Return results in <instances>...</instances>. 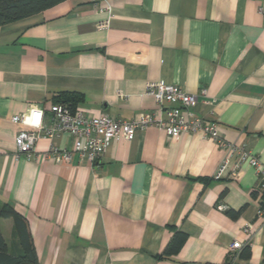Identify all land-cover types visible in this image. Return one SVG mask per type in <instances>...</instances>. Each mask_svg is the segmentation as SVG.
Segmentation results:
<instances>
[{
	"label": "crops",
	"instance_id": "1",
	"mask_svg": "<svg viewBox=\"0 0 264 264\" xmlns=\"http://www.w3.org/2000/svg\"><path fill=\"white\" fill-rule=\"evenodd\" d=\"M262 8L264 0H64L0 25V206L26 221L35 264H264L258 175L245 162L236 177L213 178L223 156L216 141L147 127L114 139L95 164L78 153L45 158L52 144L71 147L62 134L39 138L28 160L14 142L25 127L12 121L29 104L47 118L61 93L79 95L75 108L90 116L158 114L144 89L162 80L197 94L190 109L264 164ZM173 228L186 239L164 255ZM0 231L16 252L14 219L0 218ZM232 241L249 257L230 261Z\"/></svg>",
	"mask_w": 264,
	"mask_h": 264
},
{
	"label": "built area",
	"instance_id": "2",
	"mask_svg": "<svg viewBox=\"0 0 264 264\" xmlns=\"http://www.w3.org/2000/svg\"><path fill=\"white\" fill-rule=\"evenodd\" d=\"M262 12L264 13V8ZM106 26L107 22L97 23L98 28ZM205 93L204 89L200 90L202 96H205ZM118 95L122 96L120 92ZM144 95L153 99L158 114L155 111L139 112L130 120L114 119L103 111L90 116L81 108L70 109L61 102L52 103L45 118L42 108L29 104L22 113L12 117V121L25 127L14 138L17 151L28 160L34 159V147L39 138L52 140L67 134L72 139L71 147H57L52 144L44 152V157L58 162H69L73 155L78 153L95 164L114 139L122 137L131 140L137 131L147 127L164 130L169 138H177L182 132H199L216 141L223 150L222 159L213 178L236 177L241 165L246 162L258 175L259 190L264 191V164H261L246 146H236L224 141L215 121L197 115L190 109L197 102V94L188 93L176 84L157 80L145 83ZM214 101L213 99L208 103L213 104ZM173 102L179 105L173 106ZM259 212L261 213V209ZM241 248L240 242L232 241L228 250L229 259L233 260Z\"/></svg>",
	"mask_w": 264,
	"mask_h": 264
},
{
	"label": "trees",
	"instance_id": "3",
	"mask_svg": "<svg viewBox=\"0 0 264 264\" xmlns=\"http://www.w3.org/2000/svg\"><path fill=\"white\" fill-rule=\"evenodd\" d=\"M64 0H0V25L22 19L41 12ZM55 102L66 104L74 109L80 96L75 93H61ZM236 213V212H234ZM14 219V233L17 235L20 248L15 252H8L6 242L0 231V264H35L36 255L33 249L26 221L13 206L3 203L0 206V218ZM186 239V234L173 228V235L164 249V255H171L178 251ZM250 249L244 246L238 256L248 258ZM231 261V259H229Z\"/></svg>",
	"mask_w": 264,
	"mask_h": 264
}]
</instances>
